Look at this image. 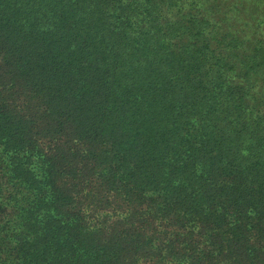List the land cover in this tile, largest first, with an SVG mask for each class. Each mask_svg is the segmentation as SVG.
I'll return each instance as SVG.
<instances>
[{
	"label": "trees",
	"instance_id": "1",
	"mask_svg": "<svg viewBox=\"0 0 264 264\" xmlns=\"http://www.w3.org/2000/svg\"><path fill=\"white\" fill-rule=\"evenodd\" d=\"M0 264H264V0H0Z\"/></svg>",
	"mask_w": 264,
	"mask_h": 264
}]
</instances>
